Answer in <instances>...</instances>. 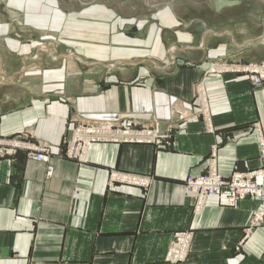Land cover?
Masks as SVG:
<instances>
[{
	"label": "crops",
	"instance_id": "1",
	"mask_svg": "<svg viewBox=\"0 0 264 264\" xmlns=\"http://www.w3.org/2000/svg\"><path fill=\"white\" fill-rule=\"evenodd\" d=\"M179 1L0 0V264H264V199L184 188L264 166V82L214 68L264 63V16L221 0L187 18ZM93 124L166 138L69 155ZM178 232L191 243L170 262Z\"/></svg>",
	"mask_w": 264,
	"mask_h": 264
},
{
	"label": "built area",
	"instance_id": "2",
	"mask_svg": "<svg viewBox=\"0 0 264 264\" xmlns=\"http://www.w3.org/2000/svg\"><path fill=\"white\" fill-rule=\"evenodd\" d=\"M214 68L245 72L250 74L253 83L261 84L264 82V63H220ZM108 133L109 136H124L125 139L149 140L154 143H160L166 138V136L155 135L150 128H111L103 124L78 125L73 131V138L66 142L67 153L71 156L80 157L88 143L103 140L109 137ZM5 150L3 142L0 140V155L4 154ZM31 156L37 161L48 162V155L43 150L31 153ZM47 168L50 172L51 167L48 166ZM117 175L129 183L141 185L145 183V178L136 174L118 173ZM184 188L197 198L216 196L222 205L227 206H232L245 198L264 199V166L248 172L235 171L227 178L220 176L213 170L200 175H188L185 178ZM257 219H264V210L259 213ZM191 239L192 235L189 232L176 233L166 259L170 262L183 261L186 258Z\"/></svg>",
	"mask_w": 264,
	"mask_h": 264
},
{
	"label": "rangeland",
	"instance_id": "3",
	"mask_svg": "<svg viewBox=\"0 0 264 264\" xmlns=\"http://www.w3.org/2000/svg\"><path fill=\"white\" fill-rule=\"evenodd\" d=\"M223 1H225V3L228 5L233 4L234 9L238 11L236 13L237 16L247 18L248 11H250V13L253 11V13L250 14L253 17L260 18V16L261 17L264 16V0H223ZM220 2L221 0L220 1L219 0H180L179 3L177 4L178 5L182 4L180 6V9L182 10L183 15H185V17L188 18L191 16H197L201 14L204 15L207 13V12L206 13L204 12V9H205L204 7L209 6V5H217ZM227 16H230V14H224V17H227ZM248 64H251V63H248Z\"/></svg>",
	"mask_w": 264,
	"mask_h": 264
}]
</instances>
